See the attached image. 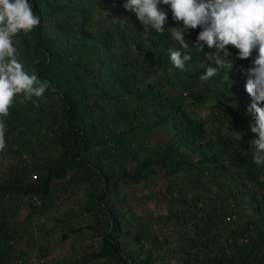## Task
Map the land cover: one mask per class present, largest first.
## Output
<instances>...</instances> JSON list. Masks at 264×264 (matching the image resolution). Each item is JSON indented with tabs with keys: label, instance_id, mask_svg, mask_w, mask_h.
<instances>
[{
	"label": "trees",
	"instance_id": "16d2710c",
	"mask_svg": "<svg viewBox=\"0 0 264 264\" xmlns=\"http://www.w3.org/2000/svg\"><path fill=\"white\" fill-rule=\"evenodd\" d=\"M125 2L29 0L41 22L14 37L19 60L56 91L38 108L18 94L10 115L0 117L7 129L0 156L25 157L20 173L0 182V264L12 257L5 233L10 201H52L59 185L82 188L80 209L91 219L85 228L99 239V251L81 264L163 261L156 253L168 242L153 238V247L145 248L149 233L125 215L120 196L156 170L163 171L168 205L179 206L163 220L181 230L166 250L175 262L161 264H264V165L253 163L250 142L257 137L249 128L251 100L241 71L251 61L234 60L231 71L200 80L204 54L192 48L197 28L184 36L191 61L176 69L170 35L145 31ZM175 26L169 12L165 28ZM227 47L235 57L237 50ZM208 101L205 117L187 111Z\"/></svg>",
	"mask_w": 264,
	"mask_h": 264
},
{
	"label": "clouds",
	"instance_id": "9594fccd",
	"mask_svg": "<svg viewBox=\"0 0 264 264\" xmlns=\"http://www.w3.org/2000/svg\"><path fill=\"white\" fill-rule=\"evenodd\" d=\"M123 8L135 14L145 31L170 35L178 45L168 49L170 63L176 69L183 70L192 59L185 34L199 28L192 48L204 54L200 66L205 73L200 80L216 76L219 70L231 71L234 60L251 61L249 67L241 69L247 76L245 91L251 100L245 111L252 118L250 131L257 137L250 142L253 163L264 165V0H126ZM169 12L176 26L166 29ZM40 22L29 0H0V117L10 115L18 94L23 93L22 103L38 108L50 89L56 91L54 85L38 76L35 68L20 62V51L15 46L17 33L29 34ZM229 45L237 50L235 57ZM235 135L239 141L241 136ZM6 147L7 129L0 120V150Z\"/></svg>",
	"mask_w": 264,
	"mask_h": 264
},
{
	"label": "rangeland",
	"instance_id": "374dc122",
	"mask_svg": "<svg viewBox=\"0 0 264 264\" xmlns=\"http://www.w3.org/2000/svg\"><path fill=\"white\" fill-rule=\"evenodd\" d=\"M184 98L186 103H190L186 96ZM211 105L212 103L208 101L203 107L191 106L187 111L194 117H205ZM24 158L21 155L0 156V182L9 175L19 174L23 167L21 159ZM30 171L29 169V175L26 177V181L29 182L33 181V174ZM55 185H59V182ZM165 186L163 171L156 170L145 183L127 186L120 191V196L124 198L121 208L125 215L127 217L134 215L149 233L150 239L144 242L145 248L153 247V238L158 243L164 239L168 242L167 246L156 253L164 256V260L157 261L156 264L175 262L166 250L175 247L176 232L181 231L173 220H163L169 209H179V206L168 205L169 197L165 194ZM55 187L57 193L52 196V201H49L51 197H44L42 200L22 197L10 201L8 204L10 216L5 219V233L11 234L8 240L10 247L8 255L12 257L9 258L10 263L7 262L8 259L1 264H81L84 256L99 251V239L92 238L91 232L85 228L91 223V219L80 209V204L85 201L82 197V188L65 185ZM40 209H44L42 214L38 213ZM75 229L81 231L70 233V230ZM12 232L16 234L13 235ZM65 234L68 238L62 241L61 237Z\"/></svg>",
	"mask_w": 264,
	"mask_h": 264
}]
</instances>
